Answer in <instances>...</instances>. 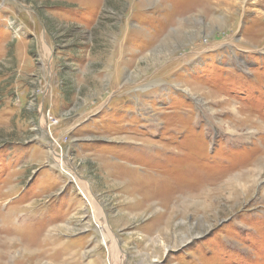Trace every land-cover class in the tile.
<instances>
[{
	"label": "rangeland",
	"instance_id": "1",
	"mask_svg": "<svg viewBox=\"0 0 264 264\" xmlns=\"http://www.w3.org/2000/svg\"><path fill=\"white\" fill-rule=\"evenodd\" d=\"M0 264H264V0H0Z\"/></svg>",
	"mask_w": 264,
	"mask_h": 264
},
{
	"label": "bare ground",
	"instance_id": "2",
	"mask_svg": "<svg viewBox=\"0 0 264 264\" xmlns=\"http://www.w3.org/2000/svg\"><path fill=\"white\" fill-rule=\"evenodd\" d=\"M115 243H116V242L114 241V242H113V245H114ZM113 245H112V246H113Z\"/></svg>",
	"mask_w": 264,
	"mask_h": 264
}]
</instances>
